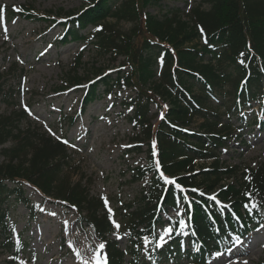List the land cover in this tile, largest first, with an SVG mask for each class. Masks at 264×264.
<instances>
[{"label": "trees", "instance_id": "16d2710c", "mask_svg": "<svg viewBox=\"0 0 264 264\" xmlns=\"http://www.w3.org/2000/svg\"><path fill=\"white\" fill-rule=\"evenodd\" d=\"M159 2L142 0L145 5ZM132 5L133 0H91L65 18L63 39L85 41L83 29L90 26L91 36L96 35L105 19L131 17ZM179 15L178 9L163 17L145 15L147 35L139 43L134 41L136 34L115 31L109 46L105 35L96 39L110 53L127 57L130 65L98 75L84 102L95 97L97 83L106 93L133 90L134 96L126 103L131 110L128 119L138 128L136 143L146 145V164L134 169L131 180L149 176L147 187L135 203L124 205L117 222L129 234L127 250L121 251L109 238L115 229L112 221L118 217L113 211L110 216L102 199L90 197L78 183L57 185L68 158L65 136L54 140L36 132H20L15 125L19 112L0 117V155L6 160L0 166V249L16 253L5 204L11 195L21 196L25 186L44 198L55 193L74 208L95 237L105 242L108 264H207L214 253L256 227L264 212V163L242 168L224 165L219 153L232 138L230 119L243 120L239 113L252 102L264 111V0H202L190 8L186 21ZM67 84L74 87L80 82L73 78ZM5 94L0 85V98ZM251 120L264 124V118ZM67 123L70 127L74 118ZM8 141L13 143L4 146ZM208 160V166L199 164ZM160 171L176 177L185 191L166 184ZM193 188L200 191L193 193ZM213 194L216 200L210 199ZM177 208L182 214L163 219V213ZM163 224L173 232L157 247V230Z\"/></svg>", "mask_w": 264, "mask_h": 264}, {"label": "rangeland", "instance_id": "374dc122", "mask_svg": "<svg viewBox=\"0 0 264 264\" xmlns=\"http://www.w3.org/2000/svg\"><path fill=\"white\" fill-rule=\"evenodd\" d=\"M90 1L0 0V6L7 11L0 13V85L6 92L0 98V117L19 112L21 116L15 118V125L20 132H36L54 140L66 136L68 158L57 185L66 187L67 183H78L90 197L103 201L106 197L107 207L117 215L118 222L124 205L135 203L149 181V176L138 182L131 180L134 169L146 164V145L136 143L138 129L128 119L131 110L126 103L134 91L126 88L106 93L104 86L97 83L95 97L86 103L84 96L90 84L98 82L100 74H109L122 66L129 68L127 57L109 52V39H115L117 33L136 34L134 41L139 43L147 35L143 27L145 15L163 17L169 10L178 9L179 16L186 21L190 8L202 0H160L158 5L133 0L135 12L132 8L131 17H109L92 36V28L87 26L81 31L87 37L85 41L63 39L67 28L65 18ZM99 34L105 35L108 46L99 45L96 40ZM73 78L80 85L67 84ZM25 105L32 115L25 110ZM154 111L152 105L151 112ZM239 115H243V120L237 117L229 120L233 134L227 147L219 153V160L224 165L240 168L257 167L264 163V124L251 125L245 120L254 116L262 118L263 114L258 103L252 102ZM71 117L74 123L69 128L67 122ZM200 122L197 120L192 128ZM12 143L8 141L4 146ZM210 162L199 164L208 166ZM5 163L0 155V166ZM23 190L21 196L11 195L5 204L11 242L18 254L0 249V264H83V260H90L93 250L102 242L77 217L76 210L64 204L55 193L44 198L28 186ZM180 214L182 209L177 208L162 216L166 220ZM258 223L249 235L233 243V249L219 256L214 254L208 264H244L245 261L264 264V214ZM166 228V224L159 226L158 235ZM114 230L109 238L120 250L126 251L129 234L122 227ZM76 250L83 260L77 257ZM102 254L106 256L105 248ZM128 259L126 255L124 260Z\"/></svg>", "mask_w": 264, "mask_h": 264}, {"label": "snow or ice", "instance_id": "6c2138e0", "mask_svg": "<svg viewBox=\"0 0 264 264\" xmlns=\"http://www.w3.org/2000/svg\"><path fill=\"white\" fill-rule=\"evenodd\" d=\"M6 31V30H5ZM201 32H203V28L200 29ZM7 35H5V39H7ZM25 107V110L29 112L30 115H32L31 113V110L27 108V105L24 106ZM37 119H39V117H37ZM49 131L51 132L52 130L49 129ZM53 135H56L55 133H52ZM65 144H68L69 141L67 140H64L63 141ZM153 148L155 149V141H153ZM153 155H155V151L153 152ZM160 163L159 161L156 162V168L159 170L160 169ZM159 176L160 178L166 183V184H171V185H174L177 189H180L181 192H184L185 190L182 188V186L177 183V178L176 177H172V178H169V176L165 175L163 171H160L159 172ZM247 179H251L250 177H247ZM200 190L199 189H196V188H193L191 189V192L193 193H196V192H199ZM201 195H203V193L201 192L200 193ZM246 195H249L251 196L250 193H246ZM184 200H187L188 197L187 196H184L183 197ZM210 199L212 200H216V195L213 194ZM104 201H105V205L107 206L108 204V201H107V198L104 197ZM191 206V204L189 205V207ZM246 208L249 207L248 204L244 205ZM253 207H255L256 205L253 203L252 204ZM109 211V214L110 216L112 215V209L109 208L108 209ZM52 215H55V213H52ZM189 219H191V216L189 215ZM114 227L116 229H119L121 227V225L119 223H117L115 220L112 221ZM180 223L182 225L185 224V221L181 220ZM173 232V229L171 227H168L166 229H164L163 233L159 235V241L157 243V247H161L163 245V243H166L165 241V237L166 236H169L171 233ZM119 238V237H117ZM144 241L145 243L148 242V237H144ZM105 248V243H100L94 250H93V254L90 258V260H83L82 256H81V253L79 250H76V255L77 257H80L82 260H83V264H108V260H107V257L105 255H103V249ZM221 255L220 253H217V256ZM244 264H247V262L245 261Z\"/></svg>", "mask_w": 264, "mask_h": 264}]
</instances>
